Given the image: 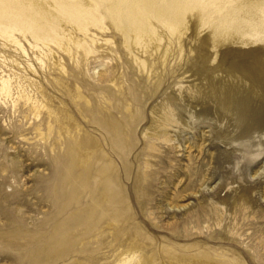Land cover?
I'll use <instances>...</instances> for the list:
<instances>
[{
    "label": "rangeland",
    "instance_id": "374dc122",
    "mask_svg": "<svg viewBox=\"0 0 264 264\" xmlns=\"http://www.w3.org/2000/svg\"><path fill=\"white\" fill-rule=\"evenodd\" d=\"M203 9L201 0L190 2L187 20L193 23V36L186 39L181 57L175 53L167 68L156 66L143 83L137 70L126 65L115 71L117 85L102 80L122 55L109 47V55L82 67L79 82L68 81V91L53 60L45 58L41 65L39 52L23 37L18 40L26 54L0 38V82L10 80L9 95L0 92V264H122L131 257L129 264H264V176L255 175L264 167V146L256 155L251 147L254 131L264 137V97L258 90L248 95V117L241 128L209 98L205 77L219 68L210 67V33L197 37ZM107 35L118 43L110 30ZM52 50L66 72L81 69L54 46ZM205 53L210 56L200 79H182L204 69L194 57ZM231 55L245 62L260 87L264 44L244 52L232 49L226 56ZM214 84L220 85L218 78ZM166 110L178 124L160 125ZM110 114L120 124L122 146L132 143L139 155L128 187L135 207L130 224L118 209L109 211L113 218L104 219V214L86 221L79 192L69 195L67 170L70 160H78L81 138H97L99 120ZM202 121L220 130L215 141L220 148H210L200 137L207 131ZM187 139L197 147L188 148ZM212 173L220 177L217 181L229 183L240 176L241 182L208 193L203 188L213 185ZM218 197L223 201L217 202ZM174 206L181 208L168 210Z\"/></svg>",
    "mask_w": 264,
    "mask_h": 264
},
{
    "label": "bare ground",
    "instance_id": "6f19581e",
    "mask_svg": "<svg viewBox=\"0 0 264 264\" xmlns=\"http://www.w3.org/2000/svg\"><path fill=\"white\" fill-rule=\"evenodd\" d=\"M191 1L0 0V38L12 42L26 54L18 40V36L23 37L32 49L39 52L37 60L41 65H44L45 58L53 60L52 64L63 73L60 79L69 86L68 91H71L68 81L79 82L77 74L82 73V67H88L91 63L98 62L100 57L109 55L110 51L107 50L109 47L113 52L121 51L122 55H119L114 66L111 65V72L102 80L112 81L117 85L120 77L115 75V71L127 67L126 69H136L139 83H143L142 77L151 76L156 66L165 69L175 53L181 57L186 39L193 36V23L189 24L187 20V9ZM201 2L204 3V9L202 23L197 29V37L206 32L210 33L209 52L213 55L210 67L219 68L213 76L205 77L207 94L218 110L232 116L236 127L241 128L248 117V95L256 94L258 90L264 97V71L258 75V82L261 84L259 87L245 62L240 61L237 55L228 57L226 54L232 49L244 52L264 44V0H201ZM109 30L110 34L118 39V43L113 44L110 37H107ZM53 46L58 52L72 59L76 68L82 65L81 69L73 74L66 72L61 60L54 61ZM199 46L202 47L203 44L200 43ZM175 48H177L176 52ZM222 54L224 56H221ZM209 56V53L195 56L197 62L203 63L204 69H196L182 79L189 77L200 79L205 72L206 60ZM124 72L122 70L121 78L124 77ZM100 75L101 73L98 72L99 78ZM216 78L219 79V86L214 84ZM9 83V79L0 82V92L7 96L10 92ZM179 92H182L181 87ZM77 93L79 94V91ZM62 96H65V93ZM156 97L155 94L150 100L153 101ZM28 100L31 99L27 98ZM33 107H36L34 103ZM37 114L35 115L38 116ZM195 114L196 111L192 116L194 117ZM177 120L171 110H166L159 118V123L161 126H171L173 123L178 124ZM199 123H203L201 127L207 129L200 133L207 146L213 149L220 148L215 143L221 138L220 130L215 131L214 127L206 122ZM199 123L195 124L198 126ZM189 128L192 129L191 126ZM119 131L120 124L113 119L112 114L101 118L96 131L94 130L97 138L82 137L78 144L80 150L77 159L86 162L76 167L75 162L78 160H70V167L67 170L70 179L69 195L74 197L73 195L79 192L78 203H86L83 212L86 221L93 216L104 214V219L113 218L109 211L117 209L127 215L126 223L130 224L135 218L134 196L129 193L128 187L133 172L132 166L135 161L137 162L139 155L134 153L132 143L128 147L122 146L118 137ZM130 131L134 133V129ZM165 140L169 141V139ZM177 140L178 147L182 149L179 137ZM186 141L188 148L197 147L195 141L189 139ZM251 144L252 149L256 148L253 150L256 155L258 148L264 146V137L254 131ZM223 153L227 154L226 151ZM255 175L258 178L263 177L264 167ZM218 178L220 177H214L212 173L209 182L213 185H205L203 190L209 193L210 189V192L215 194L223 190L226 185L231 184L233 187L234 184L237 186L241 182L240 176L233 177L229 183L227 180L217 181ZM135 193L141 196L140 192ZM201 195L203 197L205 194L201 192ZM260 198H264L263 194H260ZM216 200L223 201L219 197ZM69 204L70 207L77 205V203ZM170 208L175 211L181 207H169L168 210ZM100 223L97 222V226ZM215 231L222 232L221 229ZM250 235L244 236L243 239H248ZM224 238L235 239L227 235ZM131 260L132 257L120 261L122 264H129ZM135 264H139V260Z\"/></svg>",
    "mask_w": 264,
    "mask_h": 264
}]
</instances>
